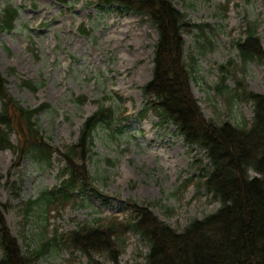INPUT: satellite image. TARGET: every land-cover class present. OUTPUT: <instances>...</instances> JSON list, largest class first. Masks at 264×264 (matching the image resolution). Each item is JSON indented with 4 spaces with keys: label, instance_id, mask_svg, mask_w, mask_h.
I'll list each match as a JSON object with an SVG mask.
<instances>
[{
    "label": "rangeland",
    "instance_id": "374dc122",
    "mask_svg": "<svg viewBox=\"0 0 264 264\" xmlns=\"http://www.w3.org/2000/svg\"><path fill=\"white\" fill-rule=\"evenodd\" d=\"M171 1L197 25L185 34L186 63L205 117L215 123L250 124L253 102L231 100L217 86L226 74L232 94L239 79L264 95V61L244 63L235 47L245 37L247 21L257 24L264 47V0ZM7 4L20 14L17 28L0 36V72L24 107L49 105L36 115V128L53 150L63 152L78 141L84 121L98 108L96 99L121 105L125 111L120 108V113L128 116L109 128L115 135L104 127L96 131L86 163L94 189L56 212L46 213L38 198L45 188L59 184L62 155L54 153L50 165L29 157L17 165L14 150L0 151V212L24 251L42 244L47 233L66 235L81 226L126 218L130 201L149 206L178 231L219 208L204 185L210 163L205 150L187 145L172 123L165 124L152 111L142 113L149 102L143 87L153 76L158 41L147 16L117 5L99 7L96 0H2L0 9ZM83 96L85 101H79ZM11 141L19 144L16 133ZM28 200L37 202L26 217ZM122 244L121 264L145 261L149 248L137 233H128ZM52 245L35 264H87L80 251ZM97 257L110 264L106 256Z\"/></svg>",
    "mask_w": 264,
    "mask_h": 264
},
{
    "label": "trees",
    "instance_id": "16d2710c",
    "mask_svg": "<svg viewBox=\"0 0 264 264\" xmlns=\"http://www.w3.org/2000/svg\"><path fill=\"white\" fill-rule=\"evenodd\" d=\"M97 3L118 5L122 11L147 16L156 28L153 77L143 87L149 100L143 113L152 110L164 122L175 124L190 147L205 150L210 163L204 185L219 202V208L178 231L149 206L130 201V214L126 218L113 217L106 223L81 226L66 235L43 234L42 244L30 251H24L0 212V264H35L53 243L80 250L88 257L87 264H108L98 259L100 254L110 264H121L122 242L130 232L141 236L149 248L144 262L131 264H264V95L249 90L239 79L232 94L224 74L217 86L219 94L227 92L231 100L237 97L253 102V119L250 124L209 121L192 91L191 71L186 63L185 34L197 25L171 0H97ZM19 14L20 9L12 4L0 9V36L17 28ZM245 34V39L236 43L241 60L264 61V47L254 21H247ZM220 69L223 73L227 71L223 65ZM7 82L0 72L3 102L0 151L13 149L18 156L17 165L26 157L50 164L53 148L36 128V115L49 105L24 107L8 91ZM24 85L37 90L31 82L24 81ZM79 101L84 102L85 97ZM96 103L97 111L84 122L78 142L62 152L66 167L61 173L64 177L61 185L45 188L38 198L46 213L74 203L80 193L93 187V176L86 163L96 131L104 127L115 135L109 128L126 119L120 113L121 105L107 106L102 99H96ZM12 132L19 137L17 146L11 142ZM251 170L257 175H251ZM36 202L25 203L26 217Z\"/></svg>",
    "mask_w": 264,
    "mask_h": 264
}]
</instances>
